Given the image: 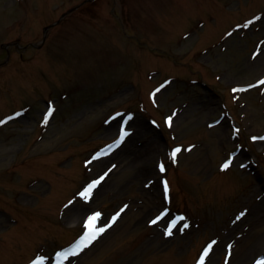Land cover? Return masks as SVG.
Returning a JSON list of instances; mask_svg holds the SVG:
<instances>
[{
	"label": "rangeland",
	"instance_id": "374dc122",
	"mask_svg": "<svg viewBox=\"0 0 264 264\" xmlns=\"http://www.w3.org/2000/svg\"><path fill=\"white\" fill-rule=\"evenodd\" d=\"M260 80L264 0H0V264H54L87 215L103 222L124 205L65 264H197L211 240L206 264H254L264 252ZM121 126L130 134L117 146Z\"/></svg>",
	"mask_w": 264,
	"mask_h": 264
},
{
	"label": "snow or ice",
	"instance_id": "6c2138e0",
	"mask_svg": "<svg viewBox=\"0 0 264 264\" xmlns=\"http://www.w3.org/2000/svg\"><path fill=\"white\" fill-rule=\"evenodd\" d=\"M256 20H259V17H255ZM253 21L249 20L244 26L247 27L248 25L252 24ZM260 85H264V80L258 81ZM163 87V85H161ZM252 87V85H250ZM239 89H234V91H237ZM157 92L160 91L158 88L156 90ZM155 95V94H154ZM54 109H49V111L45 114L43 122L45 124L48 123L49 117L52 115V112ZM17 116L21 115V113L17 112ZM119 115V113H118ZM13 117H8V119H12ZM172 116L167 117V122L169 126L171 127L172 124ZM6 123L5 120H0V124ZM124 124H127V121H124ZM239 129H237V132ZM129 131L126 127L121 126L118 130V139L113 141V144L119 145L121 144L124 139L129 135ZM253 139H264V137H253ZM113 145H109L108 147L111 148ZM182 149L180 147L174 148L171 153L170 157L173 161L176 160L177 154L181 151ZM190 150V148H189ZM103 153H97L93 159H98ZM88 163H91L89 161ZM232 164V159L226 158L225 161L221 164V169L222 170H227L230 165ZM115 167V165H113ZM159 170L161 172L166 171V167L163 161L159 163ZM111 171V169H109ZM107 172L104 173V175L100 176L98 179L93 180L91 183H89L87 186H85L80 192L79 196L84 200V201H91L92 195L96 187L104 180V178L107 176ZM163 186H164V191L165 193H168L170 191L169 187V181L167 179L163 180ZM74 201H69L68 204L65 205V208H68L71 204H73ZM128 205H124V207L117 213L111 216L110 220H104L102 222V217L103 213L100 211H92L91 214L87 215L86 220L84 222L83 228H82V234L79 236L78 239L75 240L69 247L64 248L60 251H56L54 254V264H65L66 261H69L70 257L73 256H79L80 253H82L86 248L90 247L91 244L97 240L101 234H103L108 228L112 226L113 223L116 222V220L119 218L121 213L127 209ZM248 212V209H244L238 213V215L235 217V220L233 223L236 221H239L242 217H244ZM167 215V210L161 212L158 216H156L155 219L151 221V223L156 224L158 221H160L164 216ZM185 219L184 217H179L178 220H183ZM178 220H172L171 225L166 228L165 234L166 235H172L173 234V228H175ZM187 227V225H185ZM218 243L217 240H211L207 245L202 249L201 255L198 258L197 264H206V258L209 257L210 253L213 250V246ZM232 248L233 244L229 243L227 245V256L231 257L232 254ZM32 264H48V257L41 255L34 259L32 261ZM210 264V261H209ZM225 264H229L228 260H225ZM254 264H264V252L258 254V258L255 259Z\"/></svg>",
	"mask_w": 264,
	"mask_h": 264
},
{
	"label": "bare ground",
	"instance_id": "6f19581e",
	"mask_svg": "<svg viewBox=\"0 0 264 264\" xmlns=\"http://www.w3.org/2000/svg\"><path fill=\"white\" fill-rule=\"evenodd\" d=\"M150 149V148H149ZM138 156V155H137ZM139 158V157H138ZM136 158L134 157V160H135ZM134 160H132V159H129V162L130 161H134ZM128 162V163H129ZM249 250H251L250 249V245H248L247 243L245 244H243L242 245V247L239 249V251H238V253H237V255H236V260H240V259H242L243 258V256L249 251ZM264 250V246H259V247H257V249H256V251H259V252H261V251H263Z\"/></svg>",
	"mask_w": 264,
	"mask_h": 264
}]
</instances>
